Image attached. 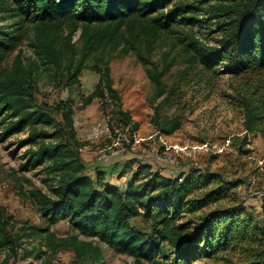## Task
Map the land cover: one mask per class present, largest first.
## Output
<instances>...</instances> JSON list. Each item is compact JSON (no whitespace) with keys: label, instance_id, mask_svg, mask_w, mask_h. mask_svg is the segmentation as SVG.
I'll use <instances>...</instances> for the list:
<instances>
[{"label":"trees","instance_id":"obj_1","mask_svg":"<svg viewBox=\"0 0 264 264\" xmlns=\"http://www.w3.org/2000/svg\"><path fill=\"white\" fill-rule=\"evenodd\" d=\"M195 11L206 16L203 21L193 16ZM206 19L214 20L219 38L212 45L199 43L193 62L198 59L207 69L223 64L225 73L234 76L249 71L264 74V0H0V124L4 125L0 138L27 128V137L17 145L36 147L27 151L20 169L46 164L54 181L51 194L31 192L45 227L18 223L0 209V250L7 255L21 250L24 258L41 259L47 252L70 249L76 261L87 257L97 260L99 248L92 241L79 239L82 235L133 257L134 264L142 260L163 264L155 260L159 253L167 264H192L236 246L245 248L250 257L244 264H264V201L262 219L257 223L235 202V189L241 181L196 167L177 175H163L140 163L122 183L105 178L99 170L87 174L78 153L72 101L57 105L60 120H55L35 101L33 67L24 64L19 55L9 67H2L26 25L32 29L31 47L37 58L54 74H63L67 86H73L78 84L86 60L93 53L124 43L145 60L138 53L139 47L149 52L158 32L170 30L175 24L192 26ZM7 20L9 25L4 24ZM77 31L79 47L72 42ZM186 36L194 40L192 34ZM92 70L98 80L93 91L81 99L82 106L94 98L102 103L110 99L118 105L117 120L129 125L131 118L120 109L108 64L93 66ZM147 75L155 87L154 99L164 96L161 72L148 68ZM259 87L254 86L253 95ZM166 100L165 95L153 107L152 123L160 134L170 135L179 128L180 118L160 115L159 107ZM240 104L244 129L252 133L264 119V112L251 96L242 97ZM131 126L137 127L135 123ZM246 143L244 137L241 146ZM229 198L234 202L203 211ZM60 220H66L78 235L56 237L49 226ZM34 239H39L38 246L27 248Z\"/></svg>","mask_w":264,"mask_h":264},{"label":"rangeland","instance_id":"obj_2","mask_svg":"<svg viewBox=\"0 0 264 264\" xmlns=\"http://www.w3.org/2000/svg\"><path fill=\"white\" fill-rule=\"evenodd\" d=\"M195 12L193 16L202 21L206 17L201 11ZM213 21L206 19L192 26L175 24L170 30L158 32L149 52L139 45L138 53L145 60L124 43L116 48L97 51L86 60L78 84L73 86H67L63 74H54L37 58L31 47L32 29L26 25L21 30V40L5 56L2 67H9L16 55L24 64L31 65L34 75L36 73L35 101L55 120H60L57 105L67 99L72 101L74 116L79 121L75 127L80 144L78 153L87 174L99 170L107 173L116 183H122L139 163L148 164L152 170L163 175H177L189 167L219 173L226 179L241 181L235 189V202L260 223L264 201V119L259 122L256 131L247 133L243 126L240 100L251 96L253 103L264 112V74L249 71L234 76L225 73L223 64L207 69L198 59L193 62L192 56H197L199 43L212 45L218 41L219 34ZM10 23V20L4 22L5 25ZM188 34H192V42L187 38ZM72 42L79 47V31L73 35ZM106 63L120 109L131 118L129 125L125 126L117 120L118 105L110 99L102 103L94 98L87 105L81 104V99L93 91L98 80V74L92 67H102ZM148 68L162 74L161 82L167 100L159 107L160 115L180 118L179 128L170 135L160 134L152 123L153 107L164 96L154 99L155 87L147 75ZM255 85H259L260 90L253 95ZM96 121L105 122L109 133L94 140H85L84 133ZM132 123L137 127L133 128ZM3 126L0 124V131ZM45 129L52 131L51 127ZM27 135L28 129L25 128L0 138V209H4L18 223L45 227L46 222L40 217L31 192L40 190L51 194L54 181L47 173L46 164L28 170L20 169L27 151L36 147L28 143L17 145ZM244 137L247 143L241 146ZM102 154L109 156L107 162L100 158ZM119 175L123 176L119 179ZM233 202L230 198L223 199L208 205L203 211L225 207ZM136 224L145 226L140 222ZM49 229L56 237L78 235L66 220L50 225ZM78 237L92 241L99 248L97 260L87 257L76 261L70 249H59L54 254L47 252L41 259L33 256L24 258L21 250L14 255L0 250V264H134V258L127 254L117 253L95 239L82 235ZM38 241L34 239L26 247H36ZM164 248L166 251L170 249L168 245ZM42 249L47 251L46 246ZM244 249L236 246L211 258H200L192 264H244L250 258ZM155 260L168 263L161 253ZM141 264L154 263L142 260Z\"/></svg>","mask_w":264,"mask_h":264},{"label":"built area","instance_id":"obj_3","mask_svg":"<svg viewBox=\"0 0 264 264\" xmlns=\"http://www.w3.org/2000/svg\"><path fill=\"white\" fill-rule=\"evenodd\" d=\"M79 125L78 119L73 115V126L74 128ZM109 133V127L108 125L103 121H96L93 123L88 130L84 133V139L85 140H94L101 136L107 135ZM138 142V141H137ZM157 159H160V157L156 156ZM100 158L103 162H107L109 160V156L106 154L100 155ZM171 162V161H170Z\"/></svg>","mask_w":264,"mask_h":264},{"label":"crops","instance_id":"obj_4","mask_svg":"<svg viewBox=\"0 0 264 264\" xmlns=\"http://www.w3.org/2000/svg\"><path fill=\"white\" fill-rule=\"evenodd\" d=\"M104 177H105V178H110V176H109L107 173H105V172H104ZM126 179H127V178H126Z\"/></svg>","mask_w":264,"mask_h":264}]
</instances>
